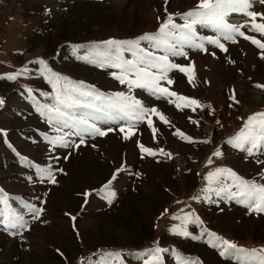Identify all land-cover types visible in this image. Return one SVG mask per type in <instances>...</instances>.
Wrapping results in <instances>:
<instances>
[{"label": "rangeland", "instance_id": "rangeland-1", "mask_svg": "<svg viewBox=\"0 0 264 264\" xmlns=\"http://www.w3.org/2000/svg\"><path fill=\"white\" fill-rule=\"evenodd\" d=\"M197 3L198 0H167V3L165 0H0V62L4 63L0 76L16 72V66L28 69L26 66L33 62L34 55L57 53L59 42L89 39L102 44L110 39L132 40V37L160 26L168 13L177 14L176 23L182 24L179 14L193 9ZM27 10L31 15L25 14ZM252 10L264 12V5L257 4ZM229 22L240 25L245 19L232 14ZM33 30L37 35L31 40ZM242 31L264 42V37L247 29ZM198 32L200 35H214L206 28L198 27ZM221 42L227 47V52L205 44L207 51L185 46L187 58L169 56L170 61L191 67L186 68V73L179 70L169 72L172 84L161 81L163 87L195 99L203 107H183L186 101L176 97H171L174 103H169L142 89H126L124 93L141 100L146 108H156L165 116L167 123L149 112L142 122L129 129L125 121H112L101 116L95 120L97 126L102 130L112 128L113 131L102 137L86 135L85 143L78 148L50 143L49 134H67L65 139L69 144H79V137L72 134L74 130L63 128L57 131L55 123L50 124L40 115L23 116L21 108L16 116V108L4 100L9 120L0 133V177L18 168L22 181L18 185L12 183L11 191L27 189L33 199L26 201L20 198L17 206H10L0 199V264H65L61 258L50 257L46 249L49 245L60 247L69 257L78 259L70 235L71 230L77 232L78 228H82L90 249L132 246L142 253L143 247L139 248L142 245L154 246L155 249L170 243L186 251L184 255L176 252L179 264H186V255L193 259L199 250L209 254L210 249L201 243L185 241L171 231L174 226L181 225V220L173 217L189 213L202 216L203 213V223L214 218L207 216L205 207L209 200H195L193 197L205 195L202 192L207 186L205 177L218 167L231 166L230 169L248 180L251 179L247 173L255 167L258 169L255 178L258 183H264L261 175L264 174V163H261L264 156L257 153L249 157L225 143L251 114L264 112V89L254 86L264 85V58H261L260 49L242 37L237 36L236 43ZM140 47L156 56L167 54L164 48L143 43ZM123 57L128 60L136 58L128 51L123 52ZM59 60L53 59L49 65L57 71L71 66L89 80L107 78V81L125 88L112 75V71L117 69L98 67L96 71L90 65H70L63 62L62 57ZM189 77H192L191 83ZM11 88L16 89V79H0V94ZM176 103L182 107L177 108ZM148 120L152 121L151 127ZM16 123L29 132H36L35 136L27 137L22 148L19 147L23 155L20 154L17 162L4 155L8 153L5 152L8 150L6 143L15 144L8 139L6 130L16 129ZM121 126L125 127L124 132L119 130ZM178 126L193 134L195 141L192 146L174 135L173 129ZM153 128L156 129L155 134ZM130 133L134 135L125 139V135ZM165 136L169 143L163 145ZM198 138L208 143L201 145L197 143ZM44 141L50 143L51 153ZM138 145L157 154H143ZM160 146L165 147L164 153H169L171 160L162 158ZM217 149L222 151L220 157L213 156ZM46 154L58 159V170L53 172L57 182L40 181L41 184L37 185L36 181L30 182V172L25 165H30L32 175H35L39 164L49 161ZM248 159L252 161L247 162ZM114 173L117 176L111 183V188L116 189L114 193H108L104 198L95 194L86 203L85 193L104 186ZM2 186L5 187L0 181ZM114 194L117 195L115 200ZM234 202L237 203L235 210L238 215L230 220V225H225L230 237L243 249L264 248V214L250 213L245 206L236 200ZM36 208L43 209L38 218L25 214L24 209L33 212ZM13 216L23 218L15 227L9 223ZM221 217L227 219L226 213ZM190 225L187 226L189 232ZM131 257L130 262L123 258L119 261L122 264H145L144 256L137 258L136 254H131ZM210 258L214 264H238V261L215 254ZM163 260L164 256L161 262ZM112 261L117 262L114 258ZM101 264H109V261Z\"/></svg>", "mask_w": 264, "mask_h": 264}, {"label": "snow or ice", "instance_id": "snow-or-ice-1", "mask_svg": "<svg viewBox=\"0 0 264 264\" xmlns=\"http://www.w3.org/2000/svg\"><path fill=\"white\" fill-rule=\"evenodd\" d=\"M167 3V0H165ZM257 4L264 5V0H198L197 5L182 14L179 18L183 20L182 24L176 23V15L168 13L166 18L161 22L158 32L155 34H145L138 39L132 40H116L110 39L102 42L103 49H98L91 57H84L86 62L95 64L102 68L117 69L113 72V77L121 84L126 85L129 91L133 88L142 89L148 92L149 95L156 99H165L169 103H174L170 98L176 97L177 100L186 101L183 107H190L191 105H199L195 99H190L182 95H178L169 88L163 87L161 81H167L172 84L173 81L168 74L172 70H179L181 73H186V68L191 66H182L169 60L172 57H185L187 53L184 51L185 46L190 49L199 51H207L205 44L215 46L216 48L227 52V47L221 41L237 42V36L242 37L246 41H250L257 49L261 50V58H264V42L257 39L255 35H246L242 29H247L248 32L258 34L264 37V12H257L252 10ZM167 12V9H165ZM232 14L239 15L245 19V22L240 25L229 22ZM159 19V17H158ZM199 28L210 29L214 35H200ZM145 40L152 44L155 48H164L166 53L163 56H156L151 52L145 51L140 47V41ZM131 52L134 60H128L123 57V52ZM214 55V53H213ZM42 68L40 74L44 76L51 87L54 89L56 95L54 97L55 103L47 108L45 113L48 122L58 125L57 131L63 128L74 130L72 134L79 137V144H69L65 139V135L54 137L50 143L60 145L63 147H79L85 143V136H105L108 132L113 131L112 128L102 130L97 126L95 120L102 117L112 121H125L129 129L134 128L137 122H142L145 116L151 112L159 116L161 121L167 123L165 116L159 113L156 108H146L141 100L136 99L124 92H115L105 96L96 90L93 86L86 85L84 82L72 81L66 76L52 71L51 68L43 61H37ZM28 69H21L15 74H6L0 76V79L15 80L18 76L24 75ZM192 77H189L191 83ZM257 88L264 89V85L256 84ZM233 99H235L233 94ZM4 104V100L0 98V106ZM177 108H181V104L176 103ZM86 108L92 109L97 116H81L69 122V113L65 109ZM195 111V108H193ZM93 120V122H89ZM151 127L152 121L148 120ZM121 132L125 131V127L121 126ZM155 134L156 129L153 128ZM183 139L189 140L191 138L185 136L183 133H177ZM131 135H125V139H130ZM208 143V141H203ZM232 148L246 153L247 156L253 157L257 153L264 152V112H257L251 114L243 121L240 130L226 142ZM143 154L155 156L157 153L152 149L138 145ZM160 153L171 158L169 153H164L163 149ZM222 151L217 149L213 156L220 157ZM261 162V161H258ZM209 164L212 160L209 159ZM264 163V162H261ZM62 171V170H60ZM119 169L117 170V172ZM264 178V174H261ZM41 180L47 178L50 183L55 184L56 177L51 168L40 169ZM117 178L114 173L105 189H109L113 180ZM207 186L202 189L205 193L203 197L194 196L195 200H210V194L216 196H226L228 199H234L238 203L245 206L250 213H264V183H258L255 180H248L239 176L235 171L229 168L218 167L214 171L208 172L205 177ZM233 189H235L233 191ZM88 193H85L87 196ZM6 203V200H4ZM43 211L42 208L33 210L34 218H38ZM167 211V210H165ZM6 219H8L6 217ZM22 217L13 216L9 221L10 225L15 227L16 224L22 222ZM73 219H75L73 217ZM173 219L181 220V225L174 226L171 231L178 236L188 237L190 235L187 230L188 224L202 223L194 214L189 213L183 217L174 216ZM215 237V233H208ZM218 245L221 248L220 255L226 258H234L238 264H264V248L262 249H243L237 247L234 243L216 237ZM213 244V247H217ZM167 249L156 247L148 250L147 253L136 254L137 258L141 255H150L151 259L146 260L145 264H161L162 252ZM109 264L114 258L121 259L119 252H111L107 254ZM193 264H199V261H194Z\"/></svg>", "mask_w": 264, "mask_h": 264}, {"label": "trees", "instance_id": "trees-1", "mask_svg": "<svg viewBox=\"0 0 264 264\" xmlns=\"http://www.w3.org/2000/svg\"><path fill=\"white\" fill-rule=\"evenodd\" d=\"M25 14L31 15L29 10H27ZM47 25H50V24H47ZM159 27L160 26H155L154 29H151L149 31L147 30L148 32L147 31L142 32L132 37V39H138L139 37L145 34H155L158 32ZM36 32L37 31H34L31 37V40L34 36L37 35ZM140 43L148 44L149 46H152L150 42L145 41V40H141ZM58 46L60 50L57 51V53L51 52L48 54L42 53L41 55H34L33 62H31L30 65L27 64L26 66L28 67V72L24 75L17 77L16 89L11 88L10 90L6 92L4 91L1 92L0 98L8 102H11L12 106L16 108V116H18L17 114L18 109L21 108L22 109L21 114L23 116L40 115L42 116L43 119L44 118L47 119V116L45 114L47 112V108L55 103L54 97L56 93L54 89L48 83L47 79L40 74L42 66L39 63H37V61H40V60H43L47 64V66L52 69V71L59 73L62 76H66L70 78L72 81H76V82L82 81L86 85L93 86L96 90H98L101 94H104L105 96L110 95L115 92H125V90L128 89L126 85H125V88L124 87L120 88L119 86H117V84H113L111 80L107 81V78H102V79L100 78L101 80H98V81L89 80L88 78H85L84 75H81L74 68H71V66L68 67L67 69L62 68V70L57 71L56 69H54L53 67L49 65V62H51L53 59L59 60L60 57H62L64 59L63 62L67 64L73 65L77 63L80 65H90L92 66V69L98 71V66H96L95 64L86 62L84 57L86 56L91 57V55L94 52H96L99 49H103L102 44L95 43L87 39L85 41L70 40V41H65V42H59ZM97 46H99V49ZM3 65L4 63L0 62V68H2ZM15 69H16V72H18L21 69H25V68L23 67L19 69L16 66ZM103 69L108 70V68H103ZM16 72L14 70L12 74H15ZM112 72L118 73V70H113ZM199 105H200V102H199ZM65 111L69 113V118L71 119L79 118L81 116H92V117L96 116V113H94L92 109H86V108L65 109ZM8 120H9V117L7 114V110L2 105L0 106V133H2V127L4 128L6 126ZM173 130H175L174 135L176 137H179L181 141H184L187 145L188 144L191 146L193 145L192 143L193 141H195V138L193 134L190 131H188L185 127L178 126L176 127V129H173ZM6 132H7L8 139L9 140L11 139L13 142H15V144L13 145L12 143L11 144L6 143L5 145L3 143L8 149V150H5V152L7 151L8 153L4 155L10 156V159H13L14 161L17 162L20 158V154L23 155V151L19 147L22 148L21 145H24L23 142H25V140H27L28 138L35 136L36 132L34 130L32 132H29V130L24 129V127L20 125H17V123H16V129H12V130L8 129L6 130ZM24 133H26L27 135H23ZM177 133H183L185 136L191 138V142L189 140L183 139ZM53 136L57 137L56 134H53V135L49 134L50 139H53ZM18 141H20V144ZM16 142L18 143V145L16 144ZM44 142H46L48 144V147H50V143L48 141H44ZM162 142H163V145H166L169 143V140L165 136ZM197 143L204 145L202 139L200 138H198ZM49 149L51 153V147ZM161 149H163V151L166 152V150H164L165 149L164 146H160L159 150ZM160 155H162V158H164L165 160L172 159V158L167 157L166 155H163V154H160ZM258 155L264 156V152H260L258 153ZM48 156L50 157V159H48L49 161L39 164L40 167L35 170V175H32V167L30 165H25L26 168L30 172V182L36 181L37 185L41 184L40 181L49 182L47 178L41 180L40 169L42 168H51L52 172H54L55 170H58L57 169L58 159L54 155L53 156L48 155ZM249 161H252V160L248 159L247 162ZM226 167H229V169L231 168V166H226ZM17 171H18V168L15 171L0 177V181L8 189L7 190L3 186L0 187V199L6 200L7 204L10 206H14L15 204L17 206L18 200L20 198L26 201H31L33 199L31 198L32 193L29 192L27 189L21 190L19 192L11 191L12 183H15L16 185H18L19 183L21 184V181H22V178ZM257 172H258V169L253 167V169L247 173L248 177L251 180H255L256 182H258L257 178H255V176L257 175ZM107 183L108 181L106 182V184ZM35 185H31V187ZM115 190L116 189L111 188V185L109 189H105L104 186L93 189L92 191L87 192L88 193L87 201L85 202L87 203L89 200H92L93 195L95 194L104 198L106 194L114 193ZM116 197L117 195L113 196V199L115 200ZM1 202L2 201H0V204ZM235 205H237V203L234 202V200L232 199H228L226 196H223V195L216 196L214 194L211 195V198L208 201L207 206L205 208L207 211L208 218H211V216L214 217L211 220L212 222L209 221L208 223H203L202 221L203 213H202V216L201 215L196 216L199 218V221H202V223L191 224L190 232H189L190 235L188 237L182 238L183 240L185 241L189 240L192 243H196V244L201 243L202 245L210 249L209 254L206 255L202 250H199L196 253V256L194 255L193 259L191 255H186L187 257L186 264H193L194 261H199V264H214V260L210 258V255L215 254V255H219L220 257H224L220 255L221 248L218 245V241L216 240V237H220L224 240L234 243L237 247L241 248L239 243H236L230 237L231 235L229 234V231L225 228V225L226 224L230 225L231 224L230 220L238 215L237 210H235ZM20 209H23V208L20 207ZM107 209L108 207L103 209V211ZM83 210L85 211V209ZM24 211H25V214L27 212L30 218L33 217V212H30L27 209H24ZM223 213H226L227 219H224L223 217L220 218V216ZM208 233H215V237L208 235ZM70 235H71V241H72L71 244H73L75 250L77 251L76 255L79 256V258L73 259L72 257H69L67 253H65L64 249L49 245V246H46V249H47V253L50 252L49 253L50 257L61 258V260L65 264H101V263H105L106 261H108L107 254L111 250L112 252H119L121 254V258L126 259L128 262H130V260L132 259L131 254L147 253L149 249L154 248V246L145 247L144 245H142L139 247V248L143 247L142 253H141V250L135 251L134 247L132 246H128V247L107 246L103 248L99 246L98 250L96 247L93 248L92 246L93 249H90L89 247L90 243H86V238H85L82 228H78L77 232L71 230ZM213 244H217L218 246L213 247L212 246ZM160 247L163 249H167L166 252H162L160 254L161 257L164 256V260L161 262V264H179L176 258L177 256L176 252L178 254H183V255H184V252H186L182 248H180L178 245L176 246L170 243H167L166 245H163ZM142 256H144L146 260L151 259L150 255H142ZM228 259L237 261L234 258H228ZM112 262L113 264H122V262L118 260L116 263L114 261ZM140 262H143V260H140Z\"/></svg>", "mask_w": 264, "mask_h": 264}]
</instances>
